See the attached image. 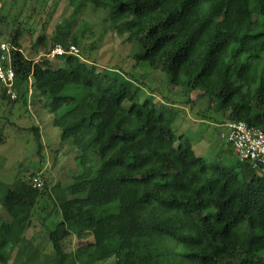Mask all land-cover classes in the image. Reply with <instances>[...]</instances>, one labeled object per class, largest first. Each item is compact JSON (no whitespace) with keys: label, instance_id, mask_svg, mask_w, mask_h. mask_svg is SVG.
<instances>
[{"label":"trees","instance_id":"1","mask_svg":"<svg viewBox=\"0 0 264 264\" xmlns=\"http://www.w3.org/2000/svg\"><path fill=\"white\" fill-rule=\"evenodd\" d=\"M87 2L140 47L137 64L168 73L185 96L200 91L224 122L264 130V0ZM15 21L2 41L11 49L18 97L0 83L2 98L16 103L29 88L39 92L62 143L81 151L83 171L51 190L35 185L37 172L19 170L13 184H0V264L7 251L17 250V260L38 259L42 250L23 233L45 197L53 207L39 219L54 255L45 254L42 264H264V175L241 162L230 143L233 156L221 151V163L196 155L173 128V107L154 96L140 102L131 75L104 73L101 85L80 53L59 57L58 66L28 58L20 43L25 29ZM52 43L78 42L59 27ZM46 45L39 35L35 47ZM71 237L78 244L68 252Z\"/></svg>","mask_w":264,"mask_h":264},{"label":"rangeland","instance_id":"2","mask_svg":"<svg viewBox=\"0 0 264 264\" xmlns=\"http://www.w3.org/2000/svg\"><path fill=\"white\" fill-rule=\"evenodd\" d=\"M1 16H6L7 21L0 22L3 31L0 39L10 35L17 27L15 20L18 19L25 29L20 40L22 51L28 58L36 60L53 46L52 39L59 27L70 31L78 42L79 59L95 65V82L105 85L104 73L131 75L128 77L135 78L132 83L141 88L140 102L154 96L173 107L168 110L173 128L177 136L189 140L196 155L214 163H221L218 158L221 151L225 152L222 157L233 156L226 139L228 131L223 115L214 109L208 111L200 91L185 96L170 84L168 73L154 71L145 63L137 64L135 57L141 52L140 47L126 42L127 35L119 33L115 22L108 19V12L96 10L87 0H0ZM41 34L47 45L35 47ZM51 62L58 66L60 60ZM2 94L0 86V184H13L19 170L27 174L37 172V180L46 184L49 190L58 183L63 187L72 183L73 177L83 171L79 161L81 151L73 142L62 143L60 131L52 126L53 115L45 108V98L33 88H29L26 97L16 103L4 100ZM33 128L40 132L41 151H38ZM52 207V200L41 199L31 218L32 224L23 233L42 250L38 259L17 260V250L7 251L5 264H42L45 254L54 255L39 219V215L44 216ZM59 216V210H56L48 219L46 223L50 229L55 227ZM69 242L68 252L78 244L74 237ZM103 264L118 263L112 258Z\"/></svg>","mask_w":264,"mask_h":264},{"label":"built area","instance_id":"3","mask_svg":"<svg viewBox=\"0 0 264 264\" xmlns=\"http://www.w3.org/2000/svg\"><path fill=\"white\" fill-rule=\"evenodd\" d=\"M10 46L0 40V83L5 87L7 95L15 100L18 97L16 91V73L12 68ZM80 50L75 45L64 47L61 44L54 45L44 58L54 60L66 55H79ZM227 141L241 162H248L260 175H264V130L245 122H231L227 125ZM37 187H41L40 180H34Z\"/></svg>","mask_w":264,"mask_h":264},{"label":"crops","instance_id":"4","mask_svg":"<svg viewBox=\"0 0 264 264\" xmlns=\"http://www.w3.org/2000/svg\"><path fill=\"white\" fill-rule=\"evenodd\" d=\"M228 124H229V123H226V124H225V127H226V128H227V125H228ZM227 131H228V129H227ZM227 134H228V133H227Z\"/></svg>","mask_w":264,"mask_h":264}]
</instances>
